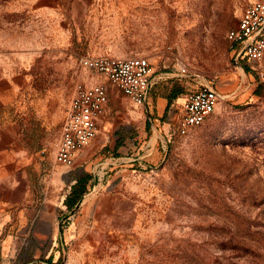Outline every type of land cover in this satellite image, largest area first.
<instances>
[{"label":"rangeland","instance_id":"374dc122","mask_svg":"<svg viewBox=\"0 0 264 264\" xmlns=\"http://www.w3.org/2000/svg\"><path fill=\"white\" fill-rule=\"evenodd\" d=\"M254 1L264 0H0V218L16 228L17 212L37 206L26 216L40 220L95 172L73 264H264V60L243 71L227 40ZM150 54L164 76L187 69L174 79L183 89L214 85L223 99L186 136L182 106L145 108L141 147L153 146L129 154L141 161L110 193L123 168L109 147L95 155V140L71 169L55 161L77 84L108 83L81 59Z\"/></svg>","mask_w":264,"mask_h":264},{"label":"crops","instance_id":"0c3cea01","mask_svg":"<svg viewBox=\"0 0 264 264\" xmlns=\"http://www.w3.org/2000/svg\"><path fill=\"white\" fill-rule=\"evenodd\" d=\"M146 58L149 59L152 65L160 56L150 54ZM235 64L244 71L243 67H241L243 65L242 61L239 63L235 62ZM157 67L160 69V64ZM183 69H179L181 71L179 74L167 76H164V73L160 70L158 72H156V69L153 70L152 95L150 100L147 98V106L135 104L109 82L102 81L108 87L109 103L107 111L99 122L97 137L87 148L78 153L77 158L83 157L85 152H87L86 150L95 140L96 142L92 145L95 155L99 150L102 151L108 147V151L116 152L115 165L123 169L117 170L111 178L112 181L107 186L108 192L111 193L114 190L111 188L112 185L116 183L120 185V178L123 177V180H126V168L133 167L134 164L132 163L141 161V158L136 159V154L134 156L129 154H133L139 149L141 151L153 146V144L148 142L141 147L143 137L146 135V128L148 127V124L142 118L145 108L149 115L152 114V105L156 102V110H159V112H161V109L165 112L170 105L173 108H181L182 106L180 110L183 111L186 97L191 91L188 92L183 89V87L185 88L183 81L174 82L176 78L188 77L187 74L182 73ZM166 85L169 87L168 89H166ZM212 86L220 93L222 100L223 95L220 89L214 85ZM111 115L114 116V120L108 118ZM165 128L169 129L170 124L164 123ZM125 135H128V137L126 138ZM110 136H112V142H110ZM66 168L71 169L69 167ZM98 181H101V178L94 172V176L90 181V189L91 186L97 188ZM85 205V202H80L73 211H69L64 201H49L43 207L40 220L35 219V217L27 218L26 213L28 210H34V214L38 211L37 206H31L24 212H20L19 218L17 212L18 225L16 228H10V224H13L15 220L13 221L7 215H3V218H0V264H73L72 249L68 248V243L72 244L89 238V233L86 231L85 226L94 219V216H92L93 206ZM31 214H33V211ZM63 216H66L67 221H64Z\"/></svg>","mask_w":264,"mask_h":264},{"label":"built area","instance_id":"2783aa9c","mask_svg":"<svg viewBox=\"0 0 264 264\" xmlns=\"http://www.w3.org/2000/svg\"><path fill=\"white\" fill-rule=\"evenodd\" d=\"M227 40L236 63L259 64L264 60V2L256 1L245 8L238 24L229 30ZM81 66L105 76L135 104L144 106L147 102L153 87V69L148 58L87 56L81 59ZM182 73L187 74V69ZM220 100V93L212 85L191 91L183 105L179 133L186 136L192 129L202 126L215 112ZM108 103L106 84H77L57 145V164L69 168L75 165L78 153L97 137L99 122L106 114Z\"/></svg>","mask_w":264,"mask_h":264},{"label":"trees","instance_id":"16d2710c","mask_svg":"<svg viewBox=\"0 0 264 264\" xmlns=\"http://www.w3.org/2000/svg\"><path fill=\"white\" fill-rule=\"evenodd\" d=\"M242 63H247L246 61H242ZM152 95V90L149 92V96H148V100H150ZM90 181V177L89 176H85L80 178L77 181V184L73 187V191L70 194V196H68L65 205L67 206L69 211H73L78 204H80V202L82 201L85 193L88 190V183Z\"/></svg>","mask_w":264,"mask_h":264},{"label":"water","instance_id":"95a60500","mask_svg":"<svg viewBox=\"0 0 264 264\" xmlns=\"http://www.w3.org/2000/svg\"><path fill=\"white\" fill-rule=\"evenodd\" d=\"M145 106H147V102L145 103Z\"/></svg>","mask_w":264,"mask_h":264}]
</instances>
